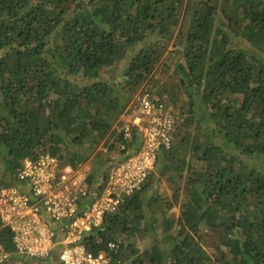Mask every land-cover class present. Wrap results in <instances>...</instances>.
I'll use <instances>...</instances> for the list:
<instances>
[{
  "label": "trees",
  "instance_id": "obj_1",
  "mask_svg": "<svg viewBox=\"0 0 264 264\" xmlns=\"http://www.w3.org/2000/svg\"><path fill=\"white\" fill-rule=\"evenodd\" d=\"M173 38L186 105L178 113V99L158 96L178 116L172 146L88 248L111 264H264V169L245 158L264 159V0H0V188L28 156L90 160L93 184L113 164L100 146L120 151L118 161L138 150L136 131L126 138L113 127ZM133 51L120 79L102 78ZM183 150L189 168L200 166L187 176ZM156 168L172 196L150 181ZM204 232L218 235L213 256Z\"/></svg>",
  "mask_w": 264,
  "mask_h": 264
},
{
  "label": "built area",
  "instance_id": "obj_2",
  "mask_svg": "<svg viewBox=\"0 0 264 264\" xmlns=\"http://www.w3.org/2000/svg\"><path fill=\"white\" fill-rule=\"evenodd\" d=\"M124 112L131 120L117 121L113 129L126 138L136 131L142 143L93 184L87 170L58 155L44 152L22 160L15 182L0 188V264H111L104 250H89L88 238L147 181L160 150L172 146L178 125L174 109L145 90ZM5 230L13 250L2 238Z\"/></svg>",
  "mask_w": 264,
  "mask_h": 264
},
{
  "label": "rangeland",
  "instance_id": "obj_3",
  "mask_svg": "<svg viewBox=\"0 0 264 264\" xmlns=\"http://www.w3.org/2000/svg\"><path fill=\"white\" fill-rule=\"evenodd\" d=\"M187 1V0H186ZM177 34V33H176ZM176 40L175 38H173L168 47L166 48L164 54L162 55V58L159 60V62L156 64L152 75H150L146 81H144L142 83V86L139 90L141 89H146L148 88L149 90H151L153 93V96L155 98L159 97H167L169 100H171V97L173 99H178L179 103L175 106V110L179 112V108L181 106L186 105V99L183 96H179L177 95V87L176 85L178 84V76L175 74V64L177 61L182 60L181 58V53L177 52V51H171L172 47L174 46V44H176ZM238 48L242 47L243 49H251L250 45L245 43V45L243 44V42L241 41H237V43H234ZM143 45V43H142ZM179 48V46H178ZM135 51L130 52L129 55L124 58L122 60V62L118 63L116 66H113L107 70H105L102 74V78L106 79H110L112 80H117L120 79L121 75L124 72L125 67L127 66L129 60L131 59L132 55H134ZM125 113V112H124ZM132 117L128 116L127 114H121L120 118L118 119V121H122V120H126L129 121L131 120ZM181 119V118H180ZM183 119V116H182ZM181 119V121H182ZM180 121V124H181ZM113 139H111V143H112ZM109 145H105V146H100L99 149L103 150L104 152V158H110L112 161V163H115L118 161V159H121V154L120 151L118 150H112L109 151L108 147ZM38 152H42V150H38ZM182 155H184V157L186 158L188 164H186V169L184 171V175L187 176L190 173V170H194L195 168H199L200 166L197 164H192V165H196V167L193 168H189L188 165L193 161V155L190 151H182ZM247 162L250 164H254L257 165L259 168L264 169V159L260 158V157H251V158H247L245 157ZM64 162L67 164H70L68 160L64 159ZM4 163L0 160V169L2 171H0L1 173L4 171ZM79 166H82V168L87 172H90L91 170V161L88 160L87 162H85L84 164H79ZM158 167V166H157ZM157 168L155 169V173L153 174L152 178L150 179V181L153 182V184L155 185V187L157 188V190L165 195V196H172L173 192H174V187L169 183V181L167 180L166 177H161L160 173L158 171H156ZM6 178H8V175L6 173ZM168 177V175H167ZM183 195H185V192H181L180 197H182ZM181 201L177 202L174 204V208L172 209V212L175 214L176 217H178L180 215V206H181ZM209 232L212 233L209 229ZM204 238H205V242L204 245L208 251V253L213 256L214 255V251L215 248L218 244V238H217V234H213V236L209 233L204 232ZM135 244L136 247L139 248L140 250H144L147 247L150 246L151 244V239H145V240H137L135 239Z\"/></svg>",
  "mask_w": 264,
  "mask_h": 264
}]
</instances>
